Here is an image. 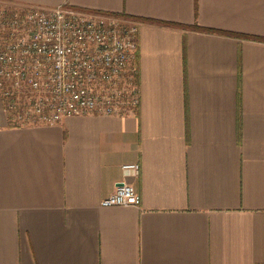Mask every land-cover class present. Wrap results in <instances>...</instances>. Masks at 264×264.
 <instances>
[{
    "label": "crops",
    "instance_id": "obj_1",
    "mask_svg": "<svg viewBox=\"0 0 264 264\" xmlns=\"http://www.w3.org/2000/svg\"><path fill=\"white\" fill-rule=\"evenodd\" d=\"M0 2L140 21L132 110L13 125L0 96V264H264V0ZM120 182L139 205L101 204Z\"/></svg>",
    "mask_w": 264,
    "mask_h": 264
},
{
    "label": "built area",
    "instance_id": "obj_2",
    "mask_svg": "<svg viewBox=\"0 0 264 264\" xmlns=\"http://www.w3.org/2000/svg\"><path fill=\"white\" fill-rule=\"evenodd\" d=\"M138 26L129 18L78 9L0 2V96L13 125L55 124L81 114H117L139 103ZM124 169L140 172L139 163ZM131 183L103 206L139 205Z\"/></svg>",
    "mask_w": 264,
    "mask_h": 264
},
{
    "label": "trees",
    "instance_id": "obj_3",
    "mask_svg": "<svg viewBox=\"0 0 264 264\" xmlns=\"http://www.w3.org/2000/svg\"><path fill=\"white\" fill-rule=\"evenodd\" d=\"M153 21H155V20H153ZM163 23L164 24H174V23H169V22H163ZM193 27H194V29L201 30V31L221 32V31H218L216 29L205 28V27H202V26H199V25H195ZM228 34H230V33H228ZM236 35H239V34H236ZM239 36H241V35H239ZM242 36L247 37V38L264 39V38H261V37H256V36H251V35H242Z\"/></svg>",
    "mask_w": 264,
    "mask_h": 264
},
{
    "label": "rangeland",
    "instance_id": "obj_4",
    "mask_svg": "<svg viewBox=\"0 0 264 264\" xmlns=\"http://www.w3.org/2000/svg\"><path fill=\"white\" fill-rule=\"evenodd\" d=\"M84 11H86V10H84ZM90 12H99V11H90ZM102 13H104V12H102ZM110 14H114V13H110ZM115 15H119V16H123V17L129 18L131 21H133L134 23L137 24L138 31H139V25H140L139 19H137L135 17H132V16L125 15V14H115ZM136 38H137V42H138V32H137Z\"/></svg>",
    "mask_w": 264,
    "mask_h": 264
},
{
    "label": "water",
    "instance_id": "obj_5",
    "mask_svg": "<svg viewBox=\"0 0 264 264\" xmlns=\"http://www.w3.org/2000/svg\"><path fill=\"white\" fill-rule=\"evenodd\" d=\"M123 184V182H120L119 185Z\"/></svg>",
    "mask_w": 264,
    "mask_h": 264
}]
</instances>
